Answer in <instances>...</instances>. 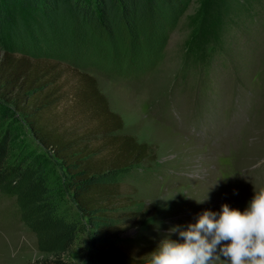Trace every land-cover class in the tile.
<instances>
[{"label":"rangeland","instance_id":"374dc122","mask_svg":"<svg viewBox=\"0 0 264 264\" xmlns=\"http://www.w3.org/2000/svg\"><path fill=\"white\" fill-rule=\"evenodd\" d=\"M109 24L106 32L99 17L87 16L53 38L47 32L38 37L40 59L62 72V99L46 118L55 126H90L87 114L74 106L78 73H86L123 119L122 134L154 146L156 161L114 178L121 187L114 225L129 227L131 213L154 208L140 227L116 241L140 255L171 228L186 230L198 222L204 211L221 212L224 204L244 211L255 191L264 189V0H190L182 12L160 9L153 23L141 16L127 28L119 12ZM0 46L20 56L36 48L7 32L0 33ZM3 108L8 117L1 120L0 139L13 134V160L26 155L52 162L62 214L86 222L61 164L34 138L23 116L0 99ZM87 231L67 255L70 264L88 260ZM171 238L180 240L178 233ZM42 256L17 196L0 187V264H35Z\"/></svg>","mask_w":264,"mask_h":264},{"label":"trees","instance_id":"16d2710c","mask_svg":"<svg viewBox=\"0 0 264 264\" xmlns=\"http://www.w3.org/2000/svg\"><path fill=\"white\" fill-rule=\"evenodd\" d=\"M189 2L0 0V33L7 32L12 40L18 38L36 47L31 55L20 56L11 48L0 46V99L23 116L34 138L61 164L74 203L86 221L79 222L71 214H62L60 189L52 187V162L40 156L29 159L26 155L13 160V134L3 136L0 139V187L17 196L23 220L39 236L43 256L35 264H70L67 255L86 229L88 233L91 229L92 235L85 264H149V254L158 247L151 246L140 255H134L116 243L122 234L149 219L153 207L131 213L129 227H117L113 217L121 197V187L114 183V178L147 160L156 161V149L122 134L123 119L111 110L96 78L86 73H78L79 89L75 92L74 106L87 114L90 126L66 128L55 126L46 118L62 99V90L57 91L62 72L56 64L40 59L43 52L38 37L47 32L53 38L61 27L67 31L76 22L80 24L87 16L94 15L99 17L106 32L112 17L119 12L127 28L133 19L141 16L153 23L160 9L177 7L182 12ZM7 114L5 108L0 111V123Z\"/></svg>","mask_w":264,"mask_h":264},{"label":"clouds","instance_id":"9594fccd","mask_svg":"<svg viewBox=\"0 0 264 264\" xmlns=\"http://www.w3.org/2000/svg\"><path fill=\"white\" fill-rule=\"evenodd\" d=\"M176 233L180 240L171 238ZM149 255V264H264V189L244 211L224 204L221 212L204 211L186 230L171 228Z\"/></svg>","mask_w":264,"mask_h":264}]
</instances>
